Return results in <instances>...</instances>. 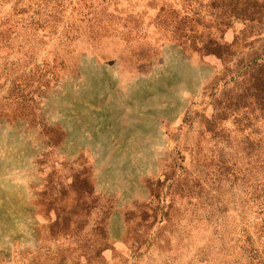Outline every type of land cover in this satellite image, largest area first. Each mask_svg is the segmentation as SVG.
Returning <instances> with one entry per match:
<instances>
[{"label":"rangeland","instance_id":"1","mask_svg":"<svg viewBox=\"0 0 264 264\" xmlns=\"http://www.w3.org/2000/svg\"><path fill=\"white\" fill-rule=\"evenodd\" d=\"M0 264H264V0H0Z\"/></svg>","mask_w":264,"mask_h":264}]
</instances>
